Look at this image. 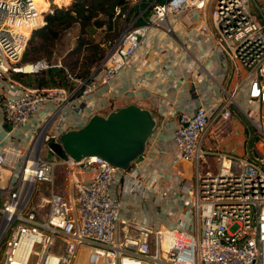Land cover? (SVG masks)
Here are the masks:
<instances>
[{
	"label": "built area",
	"instance_id": "2783aa9c",
	"mask_svg": "<svg viewBox=\"0 0 264 264\" xmlns=\"http://www.w3.org/2000/svg\"><path fill=\"white\" fill-rule=\"evenodd\" d=\"M208 1L152 0L147 16L140 13L143 22L106 43L90 75L74 80V89L67 90L28 87L14 78L60 64L41 60L27 71L22 68L32 31L44 23V15L36 0H0V115L10 126L0 147V181L5 169L10 171L8 182L0 184V264H264V151L249 159L219 146L204 149L209 130L231 119L232 106L256 127L255 137L264 146V114L240 106L264 107V16L261 22L255 19L250 10L254 0H213L214 31L207 33L205 22L197 27L241 76L213 104L178 115L172 132L174 162L192 167L189 179L171 174L182 190L183 226L160 230L121 219L122 193L142 190L144 155L124 171L98 157L75 161L49 154L50 142L58 144L91 117L113 112L114 103L96 93L120 77L152 30L171 36L178 16L202 12ZM144 3L135 5L140 9ZM15 139L24 148L16 147ZM61 169L71 187L63 194L52 188ZM83 173L90 175L88 180L79 179ZM42 185L52 186L50 193H40ZM43 207L47 211L38 215L36 209Z\"/></svg>",
	"mask_w": 264,
	"mask_h": 264
},
{
	"label": "crops",
	"instance_id": "0c3cea01",
	"mask_svg": "<svg viewBox=\"0 0 264 264\" xmlns=\"http://www.w3.org/2000/svg\"><path fill=\"white\" fill-rule=\"evenodd\" d=\"M151 1L145 0V3ZM212 2H206L203 13L190 10L178 16L174 22L175 32L171 36L152 30L142 40L120 77L111 86H105L96 93L97 97L114 103L113 111L136 106L148 111L155 120V128L146 143L141 165L144 173L142 190L128 195L122 193L120 197L123 220L137 221L160 230L175 227L178 223L184 225L181 201L178 199L182 190L174 182V175L189 179L192 167L180 161L174 162L176 153L172 132L177 126L178 115L192 111L198 105L213 104L222 97V89L232 91L241 76L233 73L229 61L220 52L212 50L211 42L197 30L205 22L207 33L214 31L210 14ZM134 6L137 8V5ZM250 10L255 19L261 22L264 0L252 1ZM240 106L244 110L260 109L264 114L263 106L248 107L245 103ZM230 109L231 119L209 130L204 149L219 146L228 153L252 159L257 156L256 151H260L258 144L263 151L264 146L260 139L251 138L246 124L249 121L243 114L233 106ZM9 131L10 126L3 123L0 115V147ZM15 142L16 147L24 148V143L17 139ZM208 163L214 169L212 157H209ZM9 172L5 169L0 184L8 182ZM89 177L86 173L79 175L80 180H88ZM126 183L127 178L123 180V184ZM2 201L0 196V206ZM168 235L165 234L164 249L168 246Z\"/></svg>",
	"mask_w": 264,
	"mask_h": 264
},
{
	"label": "trees",
	"instance_id": "16d2710c",
	"mask_svg": "<svg viewBox=\"0 0 264 264\" xmlns=\"http://www.w3.org/2000/svg\"><path fill=\"white\" fill-rule=\"evenodd\" d=\"M54 1L52 5L47 0L39 2L40 10L48 13L44 15V23H40L42 25L36 26V29L32 31L21 61L27 62L23 64L26 65L30 64L29 61L33 63L44 60L40 51L53 47L66 31L74 25H79L80 31L76 45L68 52V56L73 58L70 57L69 61L59 67L50 66L40 70L34 77L24 73L14 74V77L28 87L72 90L75 87L74 80H85L102 60L105 54L104 45L118 38L120 26L116 21L117 15L125 11L128 0ZM117 10L119 13L116 15ZM142 22L141 20L137 24ZM89 28L102 29L101 37L95 40L89 34Z\"/></svg>",
	"mask_w": 264,
	"mask_h": 264
},
{
	"label": "water",
	"instance_id": "95a60500",
	"mask_svg": "<svg viewBox=\"0 0 264 264\" xmlns=\"http://www.w3.org/2000/svg\"><path fill=\"white\" fill-rule=\"evenodd\" d=\"M154 128L155 120L148 111L127 106L106 117L93 116L82 128L62 135L58 144L50 142L49 154L75 161L98 157L111 166L128 171L132 163L142 162Z\"/></svg>",
	"mask_w": 264,
	"mask_h": 264
},
{
	"label": "rangeland",
	"instance_id": "374dc122",
	"mask_svg": "<svg viewBox=\"0 0 264 264\" xmlns=\"http://www.w3.org/2000/svg\"><path fill=\"white\" fill-rule=\"evenodd\" d=\"M37 1L40 2L41 0H37ZM47 1H49L51 5L54 4L55 2L54 0H47ZM136 1L138 0H128V6L125 9V11H123L122 13H119V11L117 10L116 15L118 13L119 15H117L118 18L116 21L119 23V26H120L119 34L117 37H119V35L123 33L127 28L136 25L139 21L142 20L140 13H143L142 14L143 18L146 17L147 14L149 13L148 11L149 2L144 3L143 5H141V8L138 9V7L136 8V6H134ZM47 13L48 12H44L43 15ZM43 22H44V19H43ZM79 31H80V26L74 25L71 29L66 31L61 38H59L56 41L53 47H48L47 49L41 50L40 54L44 56L43 59L46 60L50 64H60V66L64 65L65 62L69 61L70 57H72V56H68V52L75 47L76 42H77V37L79 35ZM89 34L92 35L95 40H98L102 35V29L89 28ZM35 41H38V39H35ZM24 63H27V62L21 61V65H23ZM28 63L30 64H26V65H31L36 62L32 63L29 61ZM35 74L36 73H31L27 75H29L30 77H34ZM68 87H69V84H68ZM246 124L248 128L247 129L248 133L250 134L251 138L254 140L255 135L257 134L258 131L256 127L252 125V123L246 121ZM259 145L260 144H258L257 148L262 152L263 150L261 146ZM51 187L52 186H49V185H42L41 187H39V191L40 193L47 195L52 190L50 189ZM52 188L55 193H61V194L71 190V187H69L68 182L64 179L62 169L58 170L55 173V179L53 181ZM40 204H41L40 200L36 199L35 206L38 207L40 206ZM46 211H47L46 207L36 209V212L38 215H44ZM1 258H2V249L0 248V260Z\"/></svg>",
	"mask_w": 264,
	"mask_h": 264
},
{
	"label": "bare ground",
	"instance_id": "6f19581e",
	"mask_svg": "<svg viewBox=\"0 0 264 264\" xmlns=\"http://www.w3.org/2000/svg\"><path fill=\"white\" fill-rule=\"evenodd\" d=\"M37 1V0H36ZM37 3L39 4V1H37ZM40 6V5H39ZM22 68L25 70V71H27V70H29L30 68H31V65H22ZM167 243H168V238H167ZM163 249H164V247H163Z\"/></svg>",
	"mask_w": 264,
	"mask_h": 264
}]
</instances>
